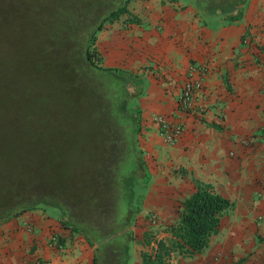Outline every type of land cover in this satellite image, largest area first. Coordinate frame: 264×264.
Instances as JSON below:
<instances>
[{
    "label": "crops",
    "instance_id": "0c3cea01",
    "mask_svg": "<svg viewBox=\"0 0 264 264\" xmlns=\"http://www.w3.org/2000/svg\"><path fill=\"white\" fill-rule=\"evenodd\" d=\"M132 5L139 23L129 24L120 39L111 35L109 44L139 78L128 90L140 110L137 141L150 182L145 205L159 220L151 231L167 237L166 227L177 221L196 182L208 183L233 207L205 248L176 253L172 264H264V140L243 143L264 129V0L238 5L232 19L202 16L185 0ZM198 64L206 67L202 89L193 107L182 110L178 95ZM158 114L183 126L176 142L161 137L153 120ZM53 232L61 248L49 244ZM151 245L133 244L134 264ZM93 246L43 208L0 224V264H21L30 255L45 264H93Z\"/></svg>",
    "mask_w": 264,
    "mask_h": 264
},
{
    "label": "trees",
    "instance_id": "16d2710c",
    "mask_svg": "<svg viewBox=\"0 0 264 264\" xmlns=\"http://www.w3.org/2000/svg\"><path fill=\"white\" fill-rule=\"evenodd\" d=\"M113 1L92 4L95 9L81 14L78 25L61 47L52 46L54 56L48 58L51 67L61 69L59 80L83 114L80 122L66 123L75 132L76 154L67 159L68 167L62 174L61 159L53 152L58 149L55 142L46 144L40 153L38 147L20 136L25 129L19 122L4 121L12 130L10 135L4 134L0 124V224L30 209L57 208L62 225L97 244L93 264H131L134 234L129 227L135 223L144 192L139 190L138 172H147L137 141L140 110L127 106L129 81L125 72L101 66L94 59L97 49H91L105 22L125 16L127 22L139 23L128 8L130 0L111 7ZM246 1L192 0L202 16L220 14L231 19L238 5ZM6 3L0 0V69L17 58L27 72L30 68L50 71L38 52L40 46L12 39L13 13L16 19L21 16L17 7ZM22 25L20 29L26 28ZM29 50L38 52L37 57H28ZM232 207L233 202L211 184L196 182L195 191L182 201L177 221L166 227L167 237L158 238L150 229L142 232L140 242L152 245L141 250V264H172L176 253L200 252Z\"/></svg>",
    "mask_w": 264,
    "mask_h": 264
},
{
    "label": "rangeland",
    "instance_id": "374dc122",
    "mask_svg": "<svg viewBox=\"0 0 264 264\" xmlns=\"http://www.w3.org/2000/svg\"><path fill=\"white\" fill-rule=\"evenodd\" d=\"M3 1L11 7H17L21 16L20 19H16L13 13L14 21L11 20L12 28H14L12 39L18 41L17 43L30 41L33 42L31 45L40 46L38 52L46 59L45 65H47L50 63L48 58L54 56L51 51L52 46L61 47L65 37L70 35L73 31L72 28L78 25L81 14L91 12L93 10L91 8H94L91 5L97 4L98 0ZM120 1H113L111 7H116ZM134 1L130 0L128 2V8L132 13H134V6L132 5ZM185 1L194 5L192 0ZM8 23L10 22L8 21ZM21 24L26 28L20 29ZM129 24L131 23L126 21L125 16L114 22H105L104 27L96 33L91 47V49H97L94 59L101 66L118 68L125 72V76L129 81L127 88L131 85V82H136L139 78H136L134 70L125 67L127 62L122 63L120 54H115L111 50L109 42L112 39L111 35L115 39L122 38L121 35L128 30ZM17 28L20 29L19 33H14ZM36 31L39 33H37L38 35ZM22 33L25 37H22ZM37 53L29 50L27 56L34 59L37 57L35 56ZM116 56L119 60H116ZM125 59L127 60V57ZM21 68L22 63L19 64L16 58L0 69V124L2 130H4V134L10 135L12 130L7 127L6 122L12 120L19 122L18 125L25 129L20 136L24 137L25 141H30L33 147H38L40 153L45 151L46 144L55 142L58 149L53 152L55 157L61 159L62 174L63 169L68 167L67 159L74 155L73 152L76 154L73 147L75 132L66 127V123L71 121L73 123L80 122L83 118L81 108L74 103L73 95L69 90L64 89L62 80H59V76H61L60 68L51 67L50 64L47 67L50 71L42 68L36 70L30 68L27 72ZM140 68H142V65ZM140 68H137V70L139 71ZM31 78H34L35 81H31ZM134 96L135 93L131 92V95L129 93L128 98H126L128 107L134 108ZM31 152H34L33 148H31ZM138 176L141 177L139 190L141 192L144 190V192L140 195V210L135 223L129 227L134 234L131 250L133 244L138 248L143 231L155 229L159 225V223L150 225L144 216V213L149 209L145 205L150 184L149 174L140 170ZM143 184L145 189H142ZM43 209L49 211L51 215L59 213L57 208L51 206H43ZM95 246H97L96 243L93 246L94 252ZM135 257L136 253L131 252V264H134Z\"/></svg>",
    "mask_w": 264,
    "mask_h": 264
},
{
    "label": "built area",
    "instance_id": "2783aa9c",
    "mask_svg": "<svg viewBox=\"0 0 264 264\" xmlns=\"http://www.w3.org/2000/svg\"><path fill=\"white\" fill-rule=\"evenodd\" d=\"M190 78L182 86L180 93L178 95L177 101L178 106L182 110H187L192 108L194 105L195 96L201 91L203 86V77L206 72V67L204 65L198 64L191 67ZM195 74V76H193ZM153 120L158 123L160 129V135L163 140L172 144L177 141L180 137L183 126L178 123H172L168 121L163 115H153ZM264 140V129L260 132L252 133L243 139V143L246 146H254L260 141ZM147 222L150 225H155L158 223V217L154 212H147L145 215ZM49 244L61 248V237L59 233L53 232L49 238ZM21 264H45V261L36 255H30L21 261Z\"/></svg>",
    "mask_w": 264,
    "mask_h": 264
}]
</instances>
